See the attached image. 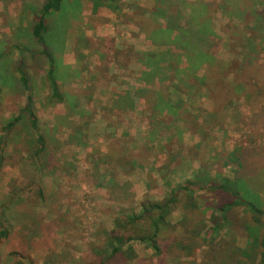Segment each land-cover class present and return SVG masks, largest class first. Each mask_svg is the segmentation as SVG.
I'll return each mask as SVG.
<instances>
[{
	"label": "rangeland",
	"instance_id": "rangeland-1",
	"mask_svg": "<svg viewBox=\"0 0 264 264\" xmlns=\"http://www.w3.org/2000/svg\"><path fill=\"white\" fill-rule=\"evenodd\" d=\"M144 1L114 0L97 8L86 0L73 12L66 51L79 67L77 75L67 77V83L72 84L60 86L70 106L51 104L43 71L31 82L38 132L52 149L45 161L30 163L28 159L30 152L23 137L27 124L8 128L10 120L25 107L28 93L15 98L3 90L0 232L6 229L8 238L0 242V264L89 261L117 223L121 225L127 216L139 213L143 202L161 203L172 185L192 179L195 173L201 182L217 175L233 179V168L223 167L222 154L237 148L255 149L264 164V7L250 14L254 0H239L235 6L239 15L233 19L229 15L233 11L231 0H214L207 15L210 19L203 23L208 28L207 45L204 42L196 47L205 54H215L210 63L195 67L189 65L188 51L182 45L167 46L146 39L134 16H144L161 26L166 22L152 16L148 8L153 3L148 6ZM184 3L191 8L204 5L203 0H172L173 12L177 9L184 14L181 20L190 13ZM30 4L37 1L0 0L1 50L30 15ZM245 12L249 16L243 21ZM58 13L55 23L48 22L51 32L44 37V48L56 56L55 61L68 24V18ZM99 21L103 23L101 31L94 30L100 32L94 37L88 27ZM95 50L103 54L97 69L92 63ZM170 50L177 57L170 60L164 56L161 66L167 69L161 76L163 87L168 86L172 110L159 113L154 101L141 106L137 97L134 114L125 119L122 114L109 113L116 123L104 122L109 110L105 104L112 95L125 90L133 93L131 86L140 70L135 65H153L156 55L169 54ZM70 123L79 131L77 145L66 143L74 132L68 127ZM145 130L150 134L146 136ZM196 196L199 209L189 212L194 221L189 225L175 224L181 205L171 208L167 219L173 226L160 228L157 238L161 254L156 256L133 240L130 247L138 248L133 251L134 259H121L119 264H206L205 256L214 242L245 249L250 256L242 258L258 264V250L248 249L251 244L245 227L251 222L245 209L236 207L232 213L235 221L215 229L209 218L215 213L213 206L219 195L201 191ZM260 198L264 203V192ZM143 227L146 229L137 222L123 234L127 237ZM212 229L215 233L211 234ZM255 231L251 236H258Z\"/></svg>",
	"mask_w": 264,
	"mask_h": 264
},
{
	"label": "trees",
	"instance_id": "trees-1",
	"mask_svg": "<svg viewBox=\"0 0 264 264\" xmlns=\"http://www.w3.org/2000/svg\"><path fill=\"white\" fill-rule=\"evenodd\" d=\"M65 0H42V5L36 10L32 21L26 25L23 33L14 35L13 40L10 41L6 48L0 49V103L3 97V90L15 98H21L26 93V104L19 113L10 120L8 128H14L17 124H27L26 133L23 137L28 146L29 161L33 163L38 160L45 161L49 154L51 155V148L48 147L45 138L38 132V123L34 113L31 91L32 80L36 79L35 72L43 71L44 81L47 89L46 96L51 100V104L68 105L69 101L65 98L61 91L58 82L62 81V75L57 68L54 54L47 52L44 48V37L48 30V22H56L55 16L59 11L64 13L67 10L62 9V2ZM96 4H103L106 2H113L114 0H92ZM172 0H145L148 5L153 3L152 7L148 8L149 13L154 17H162L165 20V26L158 25L152 22L149 18L144 16H134V21L142 29L143 34L152 43H164L167 46L182 45V49L188 52L186 59L189 65L198 67L202 64L210 63L213 54H205L204 50L196 47L197 44L207 45L205 36H209L203 23L206 19H210L207 15L209 10L215 5L214 0H203L204 5H196L191 8L190 5L185 4L186 8L190 10L186 19L181 20L183 12L175 9L170 5ZM239 0H231L229 2L233 6V11L230 16L236 19L235 6ZM157 5L163 6V8ZM150 6V4L148 5ZM264 7V0H254L253 10H258ZM172 9V10H171ZM206 14L205 17H203ZM249 12H245L243 21ZM241 16V15H240ZM239 16V17H240ZM207 17V18H206ZM257 26L255 22L254 28ZM263 30V29H261ZM212 35V34H210ZM207 47V46H206ZM208 51V50H207ZM172 53V54H171ZM191 53V55H189ZM169 56L170 60L177 56L170 50L163 55V53L151 57L154 58V64L144 63L145 81H149V86L137 91V97L142 103L145 101H154V106L160 108L159 113H167L172 110V106L167 95V84L164 88V80H162V73L167 69L161 66V63L166 61L164 56ZM176 56V57H175ZM179 57V56H178ZM178 59V58H177ZM177 61V60H176ZM196 61V62H195ZM179 62V59L178 61ZM195 62V63H194ZM60 76V77H58ZM60 79V81L58 80ZM9 89V90H7ZM135 95V94H134ZM128 96H132L129 95ZM168 96V97H167ZM130 97H127V105L132 104ZM70 106V105H68ZM69 117V116H67ZM68 124V123H67ZM68 127L74 131L68 136L67 144H78L76 127ZM76 133V135L74 134ZM80 144V141H79ZM55 147V145H54ZM223 167L233 168L234 178L224 179L217 175L210 180H202L201 176L195 175L191 180L186 181L183 185L177 186L170 190L168 197L161 203L143 202L141 203L140 212L127 216L123 224L117 223L114 231L110 233L107 241L103 243L104 246L95 249L91 256L87 259L89 261H82L81 264H119L122 260H133L135 254L129 243L136 240L144 244L148 249L158 256L161 254L160 247L157 243L160 228L169 227L167 216L173 206H180L184 213L182 222L188 220L189 212L198 207L196 194L201 191H210L219 195V200L215 204L212 216L209 222L214 224L215 229H220L224 226H229L231 221H235V216L232 214L236 207L241 206L245 209L250 218V224L245 227L248 232L250 244L249 250L257 249L259 262L264 264V203L260 196L264 192V164H261V155L255 149L237 148L229 154H222ZM225 160V161H224ZM3 156L0 155V167L2 165ZM36 165V164H35ZM39 165V164H38ZM37 165V166H38ZM47 167V166H46ZM260 177L262 179H260ZM255 178H258L255 180ZM262 183L263 187H258ZM202 185V186H201ZM206 185V189L203 187ZM124 219V218H123ZM137 222L144 224L146 229L131 231L132 234L124 236L123 230L135 225ZM218 222V223H217ZM217 223V224H216ZM256 231H255V230ZM213 230V229H212ZM215 230L211 231L212 233ZM258 234L257 237L251 236L254 232ZM127 232V231H125ZM198 235V231L195 232ZM254 234V233H253ZM210 236V233L207 234ZM8 238V231L5 229L0 232V242ZM14 256V254H11ZM249 253L245 249L235 248L234 246H223L221 242H214L210 251L205 256L204 262L206 264H250L248 259L242 257H249ZM122 259V260H121Z\"/></svg>",
	"mask_w": 264,
	"mask_h": 264
},
{
	"label": "crops",
	"instance_id": "crops-1",
	"mask_svg": "<svg viewBox=\"0 0 264 264\" xmlns=\"http://www.w3.org/2000/svg\"><path fill=\"white\" fill-rule=\"evenodd\" d=\"M36 1H37V4H35V5L34 4L33 5L30 4L28 6V11H29L28 13H30V15L27 16L28 18L26 19V21H25V18H24V24L18 26L17 27L18 29L16 28L17 30H16V33L14 35L18 34L19 32L22 33L23 30L26 29V25L29 22L32 21V18L35 15L36 10H38V8L42 5V0H36ZM84 1H86V0H65L64 2H62V9H64V8L66 10L68 9L67 10V13H65L66 11L63 13V17L64 18H68V24H67V30H66L65 35H64V39L62 40V38H61V44H60V47L61 48L59 49V54H58V57L56 59L57 68H58V70H60V74L63 76L62 79H61L62 81H60V79H58L60 81V82H58L60 86H62V85L68 86L69 84H72V83H69V84L67 83V81L69 79V78H67L68 75H69V77L72 76V74L77 75L76 71H77V69L79 67L78 66L76 68V64L75 63H76L77 60H76V58L70 56L71 54L69 55V53H67V51H66L67 44H68L67 37H68L69 33L71 32L70 31L71 30L70 23H71V18H73V16H74L73 15V12L74 11L75 12L78 11L80 9V7L84 5L83 4ZM91 2L95 6H97V8H103V7H100L102 5V3L101 4H96L95 2H93L92 0H90V3ZM60 13H62V12H60ZM58 14L54 15L55 18L57 17ZM89 14H90V12H89ZM95 15H96V17H99V15H97V14H95ZM92 18L95 19V17H92ZM99 18H96L95 20H97ZM102 24L103 23H100V21H99V22H96V24L94 26H89L88 27V31L90 32L89 34L94 35V37H96L95 35H99L98 33H100V32H96V31L94 32V30L101 31ZM13 37L14 36H12V38ZM12 38H11V41L13 40ZM134 51H135L134 52L135 55H138L139 54L138 52H136L137 50H134ZM86 52L87 51H85V53ZM101 55H103V54H100V50H95L94 53H93L92 63H93V66L95 65V67H96L95 69H97V68L100 67L98 64H100L99 63V60H100V56ZM54 57H56V56L54 55ZM135 66L137 67V69H140V70H139V78L137 79V81L135 82V84L133 86H131V88L134 90L133 91L131 89L133 91V93L132 92L131 93L126 92L127 90H125V91L116 92L115 94H113L112 97L108 101V105L105 104L106 108H108L109 110L107 112V115L102 118V120L104 122H105V119L106 120H110L112 122V120L115 119L114 118L115 116H112L113 114H116V115L122 114V115H124V118L127 119L128 117L131 116V114H134L137 111V105H138L137 95H136L137 94V91H139L140 89H143L144 87H147L148 88V86L150 84L149 83L150 80L145 81V77H142L143 76V73L145 71L143 65L140 66L139 63H137ZM36 73L37 72H35V75H36ZM58 77H60V76H58ZM70 81H73V80H70ZM128 94L129 95H132V96H128ZM63 95L65 96L66 99L68 98L67 95L65 94V92L63 93ZM127 97H130L131 100H132V104L130 106L127 105V102H129L128 99H127ZM100 99H102V98H100ZM104 101H106V100H104ZM147 101H149V100H147ZM139 102H140V105L141 106L144 105V103H142L141 101H139ZM140 108L142 109V107H140ZM138 110H139V107H138ZM109 113H112V115L109 114ZM115 123H116L115 121L112 122V124H115ZM145 134L147 136L148 134H150V131L148 132V131L145 130ZM195 175H196V173L194 174V176ZM188 180H191V178L190 179L188 178ZM188 180H186V181H188ZM186 181L181 182V184L177 183V185H175V186L172 185V187L170 188V190L173 189V188H176L177 186L183 185ZM198 209H199V207H197L196 209H192V210H198ZM182 218L184 219V213L183 212H179L178 215H177V217H176L175 224H178L179 225L180 223H182ZM191 221L194 222L193 221V218L189 217L188 220H185L183 222H184V224L187 223L189 225L191 223ZM167 222H168V224L170 226H173V224L171 222H169L168 219H167ZM207 223H208V221H207ZM134 241H136V240H134ZM136 250H138L137 247H135L133 251L136 252Z\"/></svg>",
	"mask_w": 264,
	"mask_h": 264
}]
</instances>
